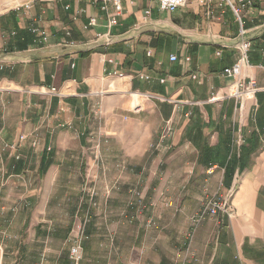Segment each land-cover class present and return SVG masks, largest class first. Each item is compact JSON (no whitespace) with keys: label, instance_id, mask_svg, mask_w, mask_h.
Masks as SVG:
<instances>
[{"label":"crops","instance_id":"crops-1","mask_svg":"<svg viewBox=\"0 0 264 264\" xmlns=\"http://www.w3.org/2000/svg\"><path fill=\"white\" fill-rule=\"evenodd\" d=\"M14 3L27 6L0 11V264H264V0L242 23L217 0H120L109 30L111 0ZM242 39L256 92L207 102L236 87L223 69ZM213 196L233 214L193 226Z\"/></svg>","mask_w":264,"mask_h":264},{"label":"built area","instance_id":"built-area-1","mask_svg":"<svg viewBox=\"0 0 264 264\" xmlns=\"http://www.w3.org/2000/svg\"><path fill=\"white\" fill-rule=\"evenodd\" d=\"M104 1V0H103ZM106 1V0H105ZM114 8H115V14L110 16L107 20L106 26L109 30L112 26L117 24V17L121 14L122 8L120 0H111ZM209 0H156V6L159 11H167V12H173L177 8L184 6L187 2H196L199 4H206ZM218 4L220 6L226 5L231 8L233 13L238 17V19L241 22L240 14L244 9H254V0H217ZM27 5L25 4H18L15 7H13L15 10H20L21 8L25 7ZM69 5L65 6V9H68ZM151 13L150 9L143 10L144 17L149 16ZM242 23V22H241ZM95 24V20L92 18L87 23L82 24L83 30H88L90 27H92ZM35 36L32 39V45L33 46H40L44 45L48 42V33L44 29H32ZM70 34V31H66L65 35L68 36ZM240 34H244V30L240 29ZM17 32L15 30H9L4 31L1 35L4 45L3 47H6L9 43V39L12 37H16ZM96 37H103L105 39V43L110 42L109 38V31L106 33H97ZM69 44H75L74 42H68ZM250 41L247 39H242L237 44L238 49V58L237 60L230 65L229 67H225L223 69V74L228 77H234L237 78V85L236 87L229 93L226 92H211L209 97L207 98V102L209 103H216L218 101L224 100L225 98L234 97L236 99H243L246 96L253 95L257 88L255 86V82L253 79L249 78L248 80L240 78L242 67L248 64V52L250 50ZM169 61L174 62L177 60L176 55L169 54L168 57ZM184 60L188 62L190 58L188 56L184 57ZM110 63L113 62V59H108ZM110 74L123 76L122 72L113 71L110 72ZM137 77L141 80H150L151 76L148 74H138ZM159 81L162 83L164 82V78H160ZM50 91H55L54 87L50 88ZM9 148H16L15 144L7 145ZM212 168V167H210ZM211 170V169H209ZM237 182H235L231 188L229 189V194L231 195L237 188ZM223 214L227 216H231L233 214V207L230 202V196L229 197H222V196H213L207 199L200 210L193 216L192 218V225L196 226L199 223H201L203 220H205L208 217L215 216L217 214ZM79 230L81 231L83 229L82 225H79ZM70 255L71 258L74 261H77L81 258V246L78 240L74 241V244L71 246L70 249Z\"/></svg>","mask_w":264,"mask_h":264},{"label":"rangeland","instance_id":"rangeland-1","mask_svg":"<svg viewBox=\"0 0 264 264\" xmlns=\"http://www.w3.org/2000/svg\"><path fill=\"white\" fill-rule=\"evenodd\" d=\"M20 2V1H19ZM8 3H13L10 7H15L17 4L16 3H14V0H13V2L11 1V2H7V3H3L2 4V6H0V11H5V10H7L9 7L7 6L8 5ZM155 16H158V13L157 12H155L154 11V17ZM193 218V217H192ZM146 220H144L143 221V223L145 222ZM158 223V222H157ZM80 234L81 233H79V237L78 238H80L81 236H80ZM13 239V238H12ZM23 239H24V241H28V243H29V246H33V244H38V242L40 241L38 238H37V234L35 235V233H33V232H31V231H27V232H25L24 233V236H23ZM75 240H78V239H75ZM74 240V241H75ZM79 241V240H78ZM41 242L42 241H40V243L39 244H41ZM79 243H80V241H79ZM73 244H74V242H73ZM80 246H81V244H80ZM15 257V256H14ZM17 259L19 258L18 256L16 257ZM80 260V259H79ZM78 261V260H77ZM19 262V261H18ZM20 264V263H19Z\"/></svg>","mask_w":264,"mask_h":264},{"label":"bare ground","instance_id":"bare-ground-1","mask_svg":"<svg viewBox=\"0 0 264 264\" xmlns=\"http://www.w3.org/2000/svg\"><path fill=\"white\" fill-rule=\"evenodd\" d=\"M8 2H11V1L9 0ZM11 5H12L11 3H8V5H7V6L9 7V6H11Z\"/></svg>","mask_w":264,"mask_h":264}]
</instances>
